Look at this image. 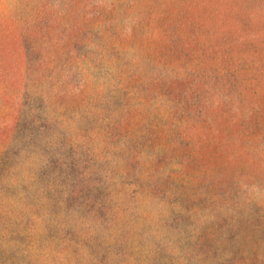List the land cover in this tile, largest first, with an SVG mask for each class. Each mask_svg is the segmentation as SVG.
<instances>
[{
  "label": "rangeland",
  "instance_id": "374dc122",
  "mask_svg": "<svg viewBox=\"0 0 264 264\" xmlns=\"http://www.w3.org/2000/svg\"><path fill=\"white\" fill-rule=\"evenodd\" d=\"M0 264H264V0H0Z\"/></svg>",
  "mask_w": 264,
  "mask_h": 264
}]
</instances>
